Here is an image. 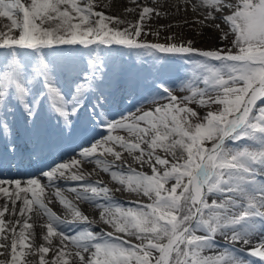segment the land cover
Listing matches in <instances>:
<instances>
[{
	"label": "snow or ice",
	"instance_id": "snow-or-ice-1",
	"mask_svg": "<svg viewBox=\"0 0 264 264\" xmlns=\"http://www.w3.org/2000/svg\"><path fill=\"white\" fill-rule=\"evenodd\" d=\"M153 4L0 0V264H264V0L175 5L227 42L211 49L161 41L179 25L153 27L173 19Z\"/></svg>",
	"mask_w": 264,
	"mask_h": 264
},
{
	"label": "bare ground",
	"instance_id": "bare-ground-1",
	"mask_svg": "<svg viewBox=\"0 0 264 264\" xmlns=\"http://www.w3.org/2000/svg\"><path fill=\"white\" fill-rule=\"evenodd\" d=\"M22 2H24V0H22ZM106 2H108V3H105V1L104 2L95 1L93 3H96V5L98 4L99 7L106 5L107 6L106 9L108 10V12L113 14V15H115L119 11L122 10L121 4H122V2H124V0H106ZM181 2H182V0H154L153 6L166 8L167 10L172 12L173 19L174 18H176V19L178 18V20L175 21L173 19L172 20L166 19L167 22L162 23L160 21L161 19H158V20H156L155 24H153V26L156 27L157 25H167V24H170V23H172V24H174V23L175 24H180L181 22H183L184 19H187L189 22L191 20L196 19V17L194 16L195 14L192 13L191 11L188 13V15L186 17L183 16V15H179L178 16L173 11V9L175 8V5H177L178 3H181ZM100 4H101V6H100ZM6 22L7 21H3V23H6ZM210 31H211V29H204V33L205 34H209ZM210 37H211V44L213 43L211 45V47H215V43H218L220 40L216 39V35H214L212 33H211ZM131 166L133 167V166H137V165L133 162ZM83 168H84L85 171H91L90 168L94 169V165L85 164L83 166ZM92 172H93V175H92L91 179H93V180H96V179L103 180L110 187L109 184H112V182L110 181V178H109L108 175L101 173L99 171V169H95V171H92ZM142 172H144L145 174H149V175L151 174L150 169L147 166L142 168ZM42 183H44V182H42ZM67 183H72V182L69 181ZM59 184H60L61 188H64V185H65L64 181H60ZM116 187H119V186L117 185ZM54 192H55L54 188L46 189L47 199L50 201L48 206L50 208H52V210L55 211L57 214H59V215H61L63 217L65 212H66V209L59 203L57 197L54 195ZM63 194L68 199L73 200L74 202H76L81 207V210L85 211V213L89 215L90 219H95L97 221V223H96V229L97 230H101V229L104 230L101 227V226H104V224L99 222L98 215H97V209H95L90 204H86L84 201H76L75 200V194L72 193L70 190L64 191ZM129 195H131L132 197H135V195L139 196V194H137V193L122 190L119 193H115V198L124 208L125 207L126 208L127 207H136L137 204H147V203L150 202L148 199L143 202V201L135 199V198H129L128 197ZM140 195L143 196L142 194H140ZM31 215L33 217V220H31L30 222H34L35 223V232H36V235H37L36 243L40 244V243L43 242L42 238H41V233H42V231H44L43 229H41L40 224L46 222V217H43V214H40L39 216H37L35 210H34V212ZM105 227L111 229L109 226L105 225ZM29 259H34V260L38 261V256L37 257H29Z\"/></svg>",
	"mask_w": 264,
	"mask_h": 264
},
{
	"label": "rangeland",
	"instance_id": "rangeland-1",
	"mask_svg": "<svg viewBox=\"0 0 264 264\" xmlns=\"http://www.w3.org/2000/svg\"><path fill=\"white\" fill-rule=\"evenodd\" d=\"M95 1H97V2H101V1L104 2L105 1V3H108V2H106V0H93V2H95ZM94 4L96 5V3H94ZM100 6H101V4H100ZM106 8H107L106 5L99 7V5L97 4L95 10L104 11L106 15L111 14V13L108 12V10ZM194 16L196 17V15H194ZM160 19H161L160 21L162 23L167 22V20L164 19V18H160ZM173 20L176 21V20H178V18L177 19L174 18ZM195 20L196 19L191 20L187 25H184L183 22H181L180 24H177L179 26L172 27V28L168 29V31L162 33L161 41H163V38L165 36H167L169 32H172V33L179 34V36H183L185 39H189L190 38V39L194 40L196 42L195 43V47H197L199 49H211V48H215V47L226 48L228 46L227 45V42L219 41L218 43H215V47H211V45L213 44V43L211 44V37H210L211 36V33L214 34V35H216V39H218L217 37H218L219 33L211 30L209 34H205L204 33V35H200L201 31L204 32V29L202 30L200 28V26L195 22ZM3 21H5L4 18H0V23H3ZM153 27H155V26H153ZM222 27H223V25H222ZM148 39L149 40H155L156 37L153 36V35H150V36H148ZM108 159H111V157H109ZM90 169H91V171H93L92 168H90ZM109 185H110V187H113V184H109ZM135 197L138 200H143V198H142L143 196H141L140 194H139V196L136 195ZM101 227L105 231H112V229L106 228L105 225L104 226H101ZM114 235L120 236L122 234L114 233ZM124 238L126 240L129 239L126 236ZM131 242L136 243L137 241H135L134 238H133L131 240Z\"/></svg>",
	"mask_w": 264,
	"mask_h": 264
}]
</instances>
